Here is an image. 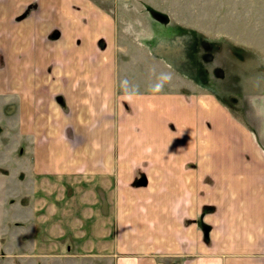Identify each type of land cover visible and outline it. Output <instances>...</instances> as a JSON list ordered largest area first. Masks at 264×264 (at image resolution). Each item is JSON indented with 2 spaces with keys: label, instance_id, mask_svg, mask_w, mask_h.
Here are the masks:
<instances>
[{
  "label": "crops",
  "instance_id": "1",
  "mask_svg": "<svg viewBox=\"0 0 264 264\" xmlns=\"http://www.w3.org/2000/svg\"><path fill=\"white\" fill-rule=\"evenodd\" d=\"M103 1L0 0V96L14 99L19 151L0 154V227L14 218L16 258L264 264L263 143L221 107L177 95L174 127L156 121L159 152L143 148L154 142L121 112L136 101L121 96ZM251 1L153 0L149 15L248 16Z\"/></svg>",
  "mask_w": 264,
  "mask_h": 264
},
{
  "label": "rangeland",
  "instance_id": "2",
  "mask_svg": "<svg viewBox=\"0 0 264 264\" xmlns=\"http://www.w3.org/2000/svg\"><path fill=\"white\" fill-rule=\"evenodd\" d=\"M152 1L102 3L116 16L121 96L135 95L136 103L121 99V112L134 124L136 136L154 142L143 148L159 152L157 122L167 120L174 127L177 95L193 97L198 106L212 107L213 112L221 107L264 145V2H249L253 5L249 8L248 4L247 10L258 12H248V16L243 6L237 13L232 8L230 17L175 18L150 16L159 13L153 11ZM0 66L1 70L5 67L1 60ZM139 106H145V116ZM14 112V99L0 96V154L19 152ZM7 197L8 202L15 201ZM14 222L10 218L0 227V264H32L30 258L23 263L17 259L16 242L5 239L10 231L13 236L9 238L15 236ZM25 245L34 247L31 242Z\"/></svg>",
  "mask_w": 264,
  "mask_h": 264
}]
</instances>
